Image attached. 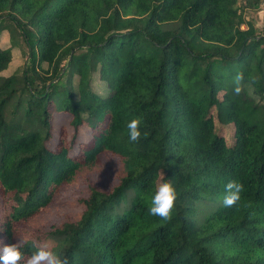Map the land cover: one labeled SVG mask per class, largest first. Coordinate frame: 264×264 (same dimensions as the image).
I'll use <instances>...</instances> for the list:
<instances>
[{"label":"trees","instance_id":"1","mask_svg":"<svg viewBox=\"0 0 264 264\" xmlns=\"http://www.w3.org/2000/svg\"><path fill=\"white\" fill-rule=\"evenodd\" d=\"M239 1L264 4L0 0V246L28 236L27 257L51 239L69 264H264V34ZM17 36L29 67L3 76ZM60 112L72 133L51 149ZM160 172L177 193L168 221L148 211ZM229 179L244 191L225 208Z\"/></svg>","mask_w":264,"mask_h":264},{"label":"clouds","instance_id":"2","mask_svg":"<svg viewBox=\"0 0 264 264\" xmlns=\"http://www.w3.org/2000/svg\"><path fill=\"white\" fill-rule=\"evenodd\" d=\"M245 76L243 72H237L233 78V93L240 95L245 86ZM142 120L139 117L132 118L126 125L127 135L130 142L138 143L141 139ZM143 135H147L144 133ZM244 186L235 179H229L224 186V193L219 202L225 208H232L241 200ZM177 199L176 189L172 180L163 178L157 185L151 197V206L148 211L153 216H158L164 221L172 217V212ZM30 237L25 236L17 239L14 244L0 246V264H69V261L62 252L58 250V245L54 240L48 239L40 242H33L35 250L25 256L22 248L29 241ZM2 244V242H0Z\"/></svg>","mask_w":264,"mask_h":264},{"label":"rangeland","instance_id":"3","mask_svg":"<svg viewBox=\"0 0 264 264\" xmlns=\"http://www.w3.org/2000/svg\"><path fill=\"white\" fill-rule=\"evenodd\" d=\"M238 5L239 7H244L242 1H239ZM243 13L246 21H248L254 27L255 33L264 34V6L261 5L259 9L256 10L244 7ZM242 29H244V27H242ZM16 41L17 47L12 49L11 62L8 65V68L2 73L3 76H10L12 74L22 75L23 69L25 70L27 67H29L27 62V51L19 36L16 37ZM9 46L10 43L8 39V33L7 31H3L0 33V48H6ZM93 88L99 93L101 91L100 82L95 81ZM213 112L214 111L212 110L211 113L213 117L215 133L224 137L227 146H233L235 143V130L233 124L223 125L219 123ZM69 121L70 116L68 114L62 112L55 113L53 118V138L48 142V147L53 149L56 144L57 134L64 133L69 136L72 133V128L69 124ZM89 135L90 133L88 128H80L78 132V141H87L89 139ZM161 178L162 172L158 174L155 185L160 182Z\"/></svg>","mask_w":264,"mask_h":264},{"label":"built area","instance_id":"4","mask_svg":"<svg viewBox=\"0 0 264 264\" xmlns=\"http://www.w3.org/2000/svg\"><path fill=\"white\" fill-rule=\"evenodd\" d=\"M263 6H264V4H263Z\"/></svg>","mask_w":264,"mask_h":264}]
</instances>
